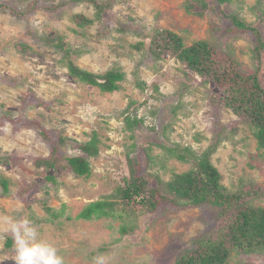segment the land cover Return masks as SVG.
I'll return each instance as SVG.
<instances>
[{
	"label": "rangeland",
	"instance_id": "rangeland-1",
	"mask_svg": "<svg viewBox=\"0 0 264 264\" xmlns=\"http://www.w3.org/2000/svg\"><path fill=\"white\" fill-rule=\"evenodd\" d=\"M183 1L116 0L100 22L79 27L70 16L92 18L94 7L87 0H0V112L7 113L0 116V156L8 157L0 162V175L9 180L8 194L0 189V220L21 214L29 218L31 212L45 217L32 200L46 197L63 213L54 222L34 224L65 264H94L97 256L105 264H173L195 236L213 226L214 210L206 205L158 208L125 234L119 219L75 217L85 204L111 193L131 166L136 173H158L163 179L189 168L168 158L160 144L176 142L201 153L219 139L211 161L221 184L232 190L240 180L252 178L264 188V158L252 128L220 102L221 90L211 81L203 83L173 57L153 62L146 54L149 35L167 28L185 45L209 41L219 53L229 54L241 71L256 73L264 87V49L255 57L250 35L228 31L229 15L235 14L264 36V0H207L209 9L201 16L187 14ZM57 33L78 51L72 58L80 68L101 73L119 67L125 74L119 88L102 93L75 82L61 54L40 39ZM15 42L30 49L20 53L13 48ZM139 81L144 88L136 85ZM127 108H134L139 121L132 130L124 121L128 112L120 114ZM26 119L48 130L63 155L72 154L76 142L89 140L95 131L98 154L89 159V175L75 176L61 160L46 172L37 168L35 158L48 157L50 144ZM58 134L66 138L60 145ZM45 175L53 176L55 183L42 181ZM252 205L264 207V199H252ZM21 206L22 213L13 211ZM7 238L0 240V260L13 264V241L7 247ZM231 264H264V251L233 255Z\"/></svg>",
	"mask_w": 264,
	"mask_h": 264
},
{
	"label": "trees",
	"instance_id": "trees-1",
	"mask_svg": "<svg viewBox=\"0 0 264 264\" xmlns=\"http://www.w3.org/2000/svg\"><path fill=\"white\" fill-rule=\"evenodd\" d=\"M87 1L94 7L92 18L82 13L70 16L71 21L79 27L91 25L94 21L100 22L116 0ZM225 1L227 0H218L220 3ZM182 7L187 14L201 16L209 9V4L207 0H184ZM262 7L264 12V5ZM229 18L231 27L228 31L250 35L254 39L251 50L255 57H259L264 49V36L261 37L257 28L237 15H229ZM40 39L61 54L60 61L75 82L96 87L105 93L118 89L119 82L125 77L119 67L95 73L77 66L72 54H77L78 51L72 50L63 42V35L60 33L41 36ZM142 46L143 42L135 47L140 49ZM13 48L23 53L26 49L29 50L30 46L24 42H15ZM146 54L153 62L162 59L164 55L173 57L188 70L196 73L203 83L213 82L223 93L220 102L249 123L256 147L264 158V87L259 83L256 73L241 71L229 54L219 53L209 41L200 39L185 45L178 33L167 28L156 29L149 35ZM136 85L141 89L145 87L143 81L137 82ZM154 89L157 91V86ZM131 103L133 104L132 100L129 106ZM178 107L174 106L171 111L175 113ZM126 112L128 114L124 117L125 125L127 129L132 130L139 121L134 114V108L131 111L127 108L120 114L124 115ZM132 114L134 115L131 116ZM6 115V112H0L2 118ZM24 121L18 119L19 123ZM26 122L34 125L33 128L38 131L40 137L50 144L51 154L48 157L35 158L34 164L37 168L46 172L61 160L75 176L89 175V159L98 154L99 139L95 131L89 140L76 142L72 154L63 155L48 130L30 119H26ZM165 129L166 125L163 132ZM57 138L59 145L66 140L60 134ZM219 142V139H215L201 153H197L191 146L176 142L171 145L160 144L168 158L187 163L189 168L174 173L169 179H163L158 173H136L130 163L129 174L122 176L121 183L111 193L88 202L75 217L82 220L107 217L119 219L122 223L119 230L125 234L137 226L140 217L156 212L158 208L170 206L183 209L206 205L214 210L213 226L204 234L195 236L191 240V246L180 252L173 264H231L233 255L264 251V207L252 205V199H264V188L252 178L240 180L232 190L221 184V175L211 161V154ZM3 161L7 162L8 157L0 156V162ZM44 180L55 183L53 176L45 175L42 178V181ZM8 184L9 180L0 175V189L4 195L9 192ZM44 192L48 195V190ZM32 201H36L46 213L45 217L39 218L31 212L29 219L35 224L54 222L63 213L62 209L57 211L50 206L46 197L34 198ZM11 243L12 240L8 237L6 246L9 247Z\"/></svg>",
	"mask_w": 264,
	"mask_h": 264
},
{
	"label": "clouds",
	"instance_id": "clouds-1",
	"mask_svg": "<svg viewBox=\"0 0 264 264\" xmlns=\"http://www.w3.org/2000/svg\"><path fill=\"white\" fill-rule=\"evenodd\" d=\"M13 211L22 213V206ZM0 224V240L10 236L13 241V264H65L57 248L41 238L38 227L27 216H5ZM3 262L0 260V264ZM94 264H105L104 258L94 257Z\"/></svg>",
	"mask_w": 264,
	"mask_h": 264
}]
</instances>
